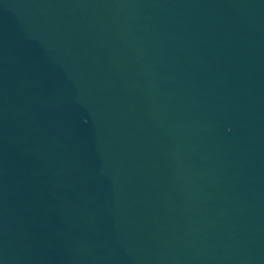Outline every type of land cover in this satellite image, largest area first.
I'll use <instances>...</instances> for the list:
<instances>
[{
	"label": "water",
	"instance_id": "water-1",
	"mask_svg": "<svg viewBox=\"0 0 264 264\" xmlns=\"http://www.w3.org/2000/svg\"><path fill=\"white\" fill-rule=\"evenodd\" d=\"M0 264H264V0H0Z\"/></svg>",
	"mask_w": 264,
	"mask_h": 264
}]
</instances>
